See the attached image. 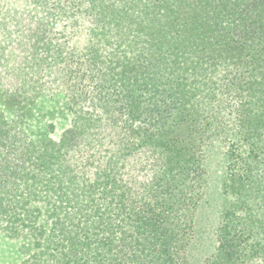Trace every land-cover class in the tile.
I'll use <instances>...</instances> for the list:
<instances>
[{
  "label": "trees",
  "instance_id": "obj_1",
  "mask_svg": "<svg viewBox=\"0 0 264 264\" xmlns=\"http://www.w3.org/2000/svg\"><path fill=\"white\" fill-rule=\"evenodd\" d=\"M213 161L264 264V0H0V264H190Z\"/></svg>",
  "mask_w": 264,
  "mask_h": 264
},
{
  "label": "rangeland",
  "instance_id": "obj_2",
  "mask_svg": "<svg viewBox=\"0 0 264 264\" xmlns=\"http://www.w3.org/2000/svg\"><path fill=\"white\" fill-rule=\"evenodd\" d=\"M67 122H60L54 127V138H57L68 126ZM214 155V154H213ZM147 158L152 160L151 155L147 152ZM217 162L218 158L213 156ZM154 160H156L154 158ZM213 165L208 172V181L204 199L199 205L196 220L195 233L190 246L188 247L187 257L190 264H205V260L210 257L216 248V232L220 223V210L223 203L221 195V176L222 170L217 163ZM15 246L10 242H5L0 239V262L9 259ZM248 264H259L256 261H251Z\"/></svg>",
  "mask_w": 264,
  "mask_h": 264
}]
</instances>
